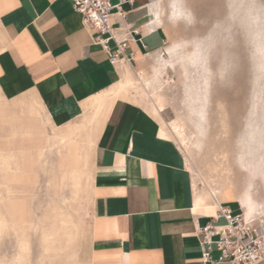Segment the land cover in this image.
<instances>
[{"label":"crops","instance_id":"obj_1","mask_svg":"<svg viewBox=\"0 0 264 264\" xmlns=\"http://www.w3.org/2000/svg\"><path fill=\"white\" fill-rule=\"evenodd\" d=\"M150 3L149 23L146 0L126 1L125 18L113 16L115 26L127 24L133 31L125 58L111 64L70 0H0V100L30 101L32 114L42 111L56 125L46 141L65 147L58 167L68 168L76 184L87 172L91 149L86 144L95 141L90 219L80 264H203L197 228L214 222L221 206L239 210L227 191L195 188L181 151L151 105L146 109L126 96L122 83L127 72L152 71L144 80L149 85L167 61L157 54L155 64H150V54L164 44L157 26L160 16L150 14ZM123 36V31L117 32L118 38ZM166 49L172 54L176 47ZM130 73L126 83L132 80ZM98 115L103 119L96 136ZM11 128V135L29 134L27 128ZM10 143L5 153L7 192L14 182L32 175L33 146L39 154L44 148ZM7 210L10 221H25L21 199L9 196ZM68 222L73 240L82 226ZM77 252L73 247L66 262L77 264Z\"/></svg>","mask_w":264,"mask_h":264},{"label":"rangeland","instance_id":"obj_2","mask_svg":"<svg viewBox=\"0 0 264 264\" xmlns=\"http://www.w3.org/2000/svg\"><path fill=\"white\" fill-rule=\"evenodd\" d=\"M150 2L160 16L157 26L164 43L150 54V64H155L157 54L167 61L160 77L149 85L144 80L152 71L127 72L135 85L126 83V73L122 83L126 96L146 109L151 105L200 192L227 191L239 210L238 196L249 193L264 206V0H146L148 23ZM167 46L176 49L168 54ZM158 104L163 111L156 113ZM31 105L0 100V264H70L66 260L73 247L80 264L90 219L89 172L95 141L86 144L91 149L87 172L76 184L68 168L58 167L65 147L46 141L54 124L42 111L32 114ZM98 117L96 136L103 119ZM12 125L27 128L29 134L11 135ZM179 127L180 134L175 130ZM8 142L44 146L42 155L33 146V173L14 182L11 192L4 180ZM9 196L23 201L25 221H10ZM69 220L82 226L73 240ZM258 226L264 229L263 224Z\"/></svg>","mask_w":264,"mask_h":264},{"label":"built area","instance_id":"obj_3","mask_svg":"<svg viewBox=\"0 0 264 264\" xmlns=\"http://www.w3.org/2000/svg\"><path fill=\"white\" fill-rule=\"evenodd\" d=\"M80 14L84 26L93 31V39L108 55L111 64L125 58L123 51L131 39V27L112 22L114 15L124 19L123 4L132 0H70ZM123 31L124 36L117 37ZM114 43V48L110 46ZM215 221L197 228L203 264H264V230L244 219L240 210L221 206L213 216ZM222 218L223 222H219Z\"/></svg>","mask_w":264,"mask_h":264},{"label":"bare ground","instance_id":"obj_4","mask_svg":"<svg viewBox=\"0 0 264 264\" xmlns=\"http://www.w3.org/2000/svg\"><path fill=\"white\" fill-rule=\"evenodd\" d=\"M151 4V3H150ZM151 6V5H150ZM153 6V4H152ZM151 8V7H149ZM151 10V9H150ZM151 12V11H149ZM152 16L157 17V13L155 10L152 11ZM150 16V15H149ZM153 17V18H154ZM155 19H153L154 21ZM159 20V19H156ZM176 61V60H175ZM164 62V61H163ZM166 62V61H165ZM166 64V63H165ZM163 65V64H161ZM172 65V64H171ZM164 66V65H163ZM159 70V69H158ZM158 73V72H157ZM159 74V73H158ZM159 107H156L154 109V111L156 113L163 111L162 105L158 104ZM160 115V114H159ZM173 129V128H172ZM174 130V129H173ZM176 132H178L179 134L182 132V128H175ZM175 132V131H174ZM238 200H239V206H240V210L242 212V215L244 217L245 220L247 221H251L252 223L258 224V225H262L264 226V206H260L258 203H256L251 197L249 193H245L242 196H238ZM257 220L256 222H253ZM264 230V229H262Z\"/></svg>","mask_w":264,"mask_h":264}]
</instances>
